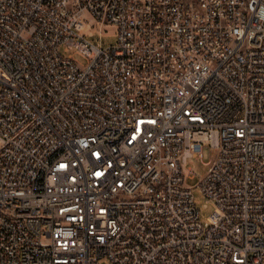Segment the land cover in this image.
I'll use <instances>...</instances> for the list:
<instances>
[{
    "label": "built area",
    "instance_id": "1",
    "mask_svg": "<svg viewBox=\"0 0 264 264\" xmlns=\"http://www.w3.org/2000/svg\"><path fill=\"white\" fill-rule=\"evenodd\" d=\"M103 260L264 264V0H0V264Z\"/></svg>",
    "mask_w": 264,
    "mask_h": 264
},
{
    "label": "rangeland",
    "instance_id": "2",
    "mask_svg": "<svg viewBox=\"0 0 264 264\" xmlns=\"http://www.w3.org/2000/svg\"><path fill=\"white\" fill-rule=\"evenodd\" d=\"M88 40L95 45H101L103 47L113 46L117 43V36L115 28L112 26H99L96 25L94 34L92 37H88ZM79 62H83L80 57L76 58ZM208 161V151H205V162ZM187 167L192 169L193 178H187V185L191 187L195 205L200 213V221L207 223L210 216L215 211L213 203L209 202L199 187L200 179L204 178L208 173V167L203 164L199 158H191L187 162ZM101 264H113L108 260H103Z\"/></svg>",
    "mask_w": 264,
    "mask_h": 264
}]
</instances>
